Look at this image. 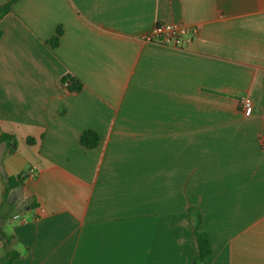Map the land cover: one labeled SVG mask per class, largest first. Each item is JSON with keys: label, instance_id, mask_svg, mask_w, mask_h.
Masks as SVG:
<instances>
[{"label": "crops", "instance_id": "1", "mask_svg": "<svg viewBox=\"0 0 264 264\" xmlns=\"http://www.w3.org/2000/svg\"><path fill=\"white\" fill-rule=\"evenodd\" d=\"M162 24L198 33L178 49L141 39ZM87 130L98 147L80 144ZM191 209L208 264H264V0L14 3L0 20V260L195 264Z\"/></svg>", "mask_w": 264, "mask_h": 264}, {"label": "trees", "instance_id": "2", "mask_svg": "<svg viewBox=\"0 0 264 264\" xmlns=\"http://www.w3.org/2000/svg\"><path fill=\"white\" fill-rule=\"evenodd\" d=\"M19 0H11L8 3L4 4L0 7V20H2L5 16L11 13L12 6L14 3H16ZM63 34V31L61 28H58L57 35L49 42L50 45L55 48L59 45L60 38ZM63 82H69L72 91L80 92L82 90V85L78 81H75L71 77H67L63 80ZM10 138L7 134L1 135V141H6ZM29 143H32L33 141H28ZM80 144L86 148V149H94L99 146L100 144V138L99 135L91 130H87L83 132V134L80 137ZM25 180V177L17 176V177H9L6 180V183L9 187H17L23 185ZM190 217L193 220V227H194V237L195 242L198 248V257L195 260V264H208L207 260L212 254V246L210 237L207 233L201 232V222H202V215L200 212H198L196 209H191L189 211ZM2 237V234L0 233V238ZM19 253L13 252L10 253L5 259L0 260V264H13L16 259L19 258Z\"/></svg>", "mask_w": 264, "mask_h": 264}, {"label": "built area", "instance_id": "3", "mask_svg": "<svg viewBox=\"0 0 264 264\" xmlns=\"http://www.w3.org/2000/svg\"><path fill=\"white\" fill-rule=\"evenodd\" d=\"M197 33V28L185 26L183 24H162L157 25L152 31L143 35L141 39L146 43L170 46L178 49L184 42L190 41L192 37L196 36ZM249 104V100H245L243 107L248 108Z\"/></svg>", "mask_w": 264, "mask_h": 264}]
</instances>
